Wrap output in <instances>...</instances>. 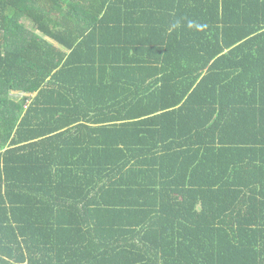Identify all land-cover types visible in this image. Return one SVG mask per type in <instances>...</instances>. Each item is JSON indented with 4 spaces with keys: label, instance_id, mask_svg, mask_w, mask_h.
I'll return each mask as SVG.
<instances>
[{
    "label": "trees",
    "instance_id": "trees-1",
    "mask_svg": "<svg viewBox=\"0 0 264 264\" xmlns=\"http://www.w3.org/2000/svg\"><path fill=\"white\" fill-rule=\"evenodd\" d=\"M0 264H264V0H0Z\"/></svg>",
    "mask_w": 264,
    "mask_h": 264
},
{
    "label": "clouds",
    "instance_id": "clouds-1",
    "mask_svg": "<svg viewBox=\"0 0 264 264\" xmlns=\"http://www.w3.org/2000/svg\"><path fill=\"white\" fill-rule=\"evenodd\" d=\"M187 27L189 29L195 28L196 30H203L206 27V25L199 24V23H197L195 21L189 20L187 22Z\"/></svg>",
    "mask_w": 264,
    "mask_h": 264
},
{
    "label": "crops",
    "instance_id": "crops-1",
    "mask_svg": "<svg viewBox=\"0 0 264 264\" xmlns=\"http://www.w3.org/2000/svg\"><path fill=\"white\" fill-rule=\"evenodd\" d=\"M22 23H26L27 24V22H25V21H22Z\"/></svg>",
    "mask_w": 264,
    "mask_h": 264
},
{
    "label": "rangeland",
    "instance_id": "rangeland-1",
    "mask_svg": "<svg viewBox=\"0 0 264 264\" xmlns=\"http://www.w3.org/2000/svg\"><path fill=\"white\" fill-rule=\"evenodd\" d=\"M26 25H28V26H29L30 24H28V23H27Z\"/></svg>",
    "mask_w": 264,
    "mask_h": 264
}]
</instances>
